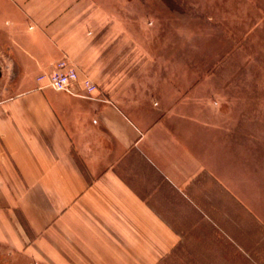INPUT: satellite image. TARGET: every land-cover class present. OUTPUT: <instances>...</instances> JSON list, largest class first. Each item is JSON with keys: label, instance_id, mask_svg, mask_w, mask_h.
<instances>
[{"label": "crops", "instance_id": "0c3cea01", "mask_svg": "<svg viewBox=\"0 0 264 264\" xmlns=\"http://www.w3.org/2000/svg\"><path fill=\"white\" fill-rule=\"evenodd\" d=\"M139 4L0 0V253L264 264V117L234 116L192 97L186 72L156 69ZM65 56L73 92L37 79Z\"/></svg>", "mask_w": 264, "mask_h": 264}, {"label": "rangeland", "instance_id": "374dc122", "mask_svg": "<svg viewBox=\"0 0 264 264\" xmlns=\"http://www.w3.org/2000/svg\"><path fill=\"white\" fill-rule=\"evenodd\" d=\"M139 11V36L164 76L186 72L192 97L230 102L234 116L264 117V0H140ZM13 257L0 253V264H25ZM194 257L176 251L162 264H195Z\"/></svg>", "mask_w": 264, "mask_h": 264}, {"label": "built area", "instance_id": "2783aa9c", "mask_svg": "<svg viewBox=\"0 0 264 264\" xmlns=\"http://www.w3.org/2000/svg\"><path fill=\"white\" fill-rule=\"evenodd\" d=\"M79 72L76 65L66 56L58 60L55 68L49 72L41 73L37 79L55 90L73 92V87L78 82ZM84 90L90 94L96 88V82L89 76L84 78Z\"/></svg>", "mask_w": 264, "mask_h": 264}]
</instances>
